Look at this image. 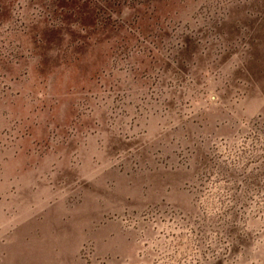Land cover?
<instances>
[{
  "label": "rangeland",
  "instance_id": "374dc122",
  "mask_svg": "<svg viewBox=\"0 0 264 264\" xmlns=\"http://www.w3.org/2000/svg\"><path fill=\"white\" fill-rule=\"evenodd\" d=\"M0 264H264V0H0Z\"/></svg>",
  "mask_w": 264,
  "mask_h": 264
},
{
  "label": "trees",
  "instance_id": "16d2710c",
  "mask_svg": "<svg viewBox=\"0 0 264 264\" xmlns=\"http://www.w3.org/2000/svg\"><path fill=\"white\" fill-rule=\"evenodd\" d=\"M79 8V10H78V12L77 13H79L80 15H82V12H81V10L83 9L81 6H77L76 4H74V8ZM88 7V6H87Z\"/></svg>",
  "mask_w": 264,
  "mask_h": 264
}]
</instances>
